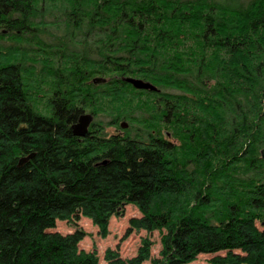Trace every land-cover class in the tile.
I'll return each instance as SVG.
<instances>
[{
    "label": "trees",
    "instance_id": "1",
    "mask_svg": "<svg viewBox=\"0 0 264 264\" xmlns=\"http://www.w3.org/2000/svg\"><path fill=\"white\" fill-rule=\"evenodd\" d=\"M263 148L264 0H0V264H99L50 229L129 204L160 250L107 264H264Z\"/></svg>",
    "mask_w": 264,
    "mask_h": 264
},
{
    "label": "rangeland",
    "instance_id": "2",
    "mask_svg": "<svg viewBox=\"0 0 264 264\" xmlns=\"http://www.w3.org/2000/svg\"><path fill=\"white\" fill-rule=\"evenodd\" d=\"M119 132L120 129H116L113 126H108L104 129V133L108 134V136ZM138 216H140V213L136 206L129 204L125 206L122 216H113L110 218L105 235H102L99 228L89 218L84 216H81L76 221L75 226L70 225L64 220H58L55 227L50 229V231L69 234L76 227L81 228L85 235L78 243V249L87 253L93 252L97 256L99 264H107L104 259L107 249L116 250L124 259L135 256L142 243V239L148 237L152 241L150 255L155 257L160 250L159 235L156 231L151 233H147L144 230L135 231L133 229L128 231V220L131 217ZM211 256L209 254H200L194 261L188 264H209L208 259ZM143 264L150 263L147 261Z\"/></svg>",
    "mask_w": 264,
    "mask_h": 264
},
{
    "label": "water",
    "instance_id": "3",
    "mask_svg": "<svg viewBox=\"0 0 264 264\" xmlns=\"http://www.w3.org/2000/svg\"><path fill=\"white\" fill-rule=\"evenodd\" d=\"M123 80L130 83L131 85H133L134 88H137V89H145V90H150V91L157 90L153 84H151L148 81L139 79V78L124 77ZM92 81L93 83H100V82H105L106 80L101 77H95L92 79ZM92 120H93V117L91 114H88V113L82 114L79 117L78 121L71 125L72 134L78 137L86 136V134L88 133V127L91 124ZM121 126L125 127L126 125L124 123H121ZM260 153H261V156L264 157V148L261 149ZM33 156H34V153H31L27 155L26 157L21 158L19 160V164H23L24 162L31 159Z\"/></svg>",
    "mask_w": 264,
    "mask_h": 264
},
{
    "label": "flooded vegetation",
    "instance_id": "4",
    "mask_svg": "<svg viewBox=\"0 0 264 264\" xmlns=\"http://www.w3.org/2000/svg\"><path fill=\"white\" fill-rule=\"evenodd\" d=\"M82 114H80L78 117H77V119H76V121L74 122V123H76L77 121H78V119H79V117L81 116ZM91 124H92V122H91ZM91 124L89 125V127H88V132L90 131V126H91Z\"/></svg>",
    "mask_w": 264,
    "mask_h": 264
}]
</instances>
